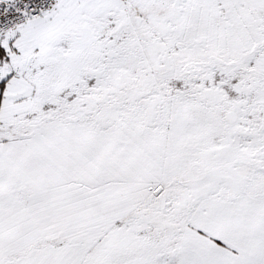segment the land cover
<instances>
[{
    "label": "snow or ice",
    "instance_id": "6c2138e0",
    "mask_svg": "<svg viewBox=\"0 0 264 264\" xmlns=\"http://www.w3.org/2000/svg\"><path fill=\"white\" fill-rule=\"evenodd\" d=\"M0 264H264V0H0Z\"/></svg>",
    "mask_w": 264,
    "mask_h": 264
}]
</instances>
